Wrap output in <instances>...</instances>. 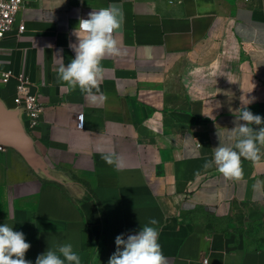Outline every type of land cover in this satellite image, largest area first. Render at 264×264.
I'll use <instances>...</instances> for the list:
<instances>
[{
    "label": "crops",
    "instance_id": "0c3cea01",
    "mask_svg": "<svg viewBox=\"0 0 264 264\" xmlns=\"http://www.w3.org/2000/svg\"><path fill=\"white\" fill-rule=\"evenodd\" d=\"M24 4L0 41V101L16 111L4 72L32 84L44 113L26 132L52 175L0 145V226L24 234L25 259L71 244L81 264H108L118 235L153 226L168 264H264V148L238 178L205 167L235 111L264 118V0ZM110 4L124 12L120 54L101 61L93 99L57 69L75 58L79 18Z\"/></svg>",
    "mask_w": 264,
    "mask_h": 264
},
{
    "label": "clouds",
    "instance_id": "9594fccd",
    "mask_svg": "<svg viewBox=\"0 0 264 264\" xmlns=\"http://www.w3.org/2000/svg\"><path fill=\"white\" fill-rule=\"evenodd\" d=\"M124 22L123 9L117 4L91 11L86 19L79 18L73 30L77 41L69 45L75 52V58L67 65H59L58 79L71 89L79 88L93 99L96 94L102 95L101 61L105 57L120 54L115 34L122 30ZM233 114L236 117L235 127L226 129L224 134L217 133L219 146L213 149V158L206 162L205 167L215 166L224 176L238 178L242 175V157L251 161L261 158L264 127L254 128L253 125L264 124V118L253 114L246 105ZM104 159L113 163L110 156ZM157 223L155 219L149 221V225ZM158 241L159 231L153 226H144L137 234L128 235L127 239L118 235L115 238L116 251L109 258L108 264H168ZM30 247L22 232L14 231L7 224L0 226V264H31V261L25 259V253ZM65 261L68 264H81L71 244L61 245L57 251L48 250L37 257L35 264H65Z\"/></svg>",
    "mask_w": 264,
    "mask_h": 264
},
{
    "label": "built area",
    "instance_id": "2783aa9c",
    "mask_svg": "<svg viewBox=\"0 0 264 264\" xmlns=\"http://www.w3.org/2000/svg\"><path fill=\"white\" fill-rule=\"evenodd\" d=\"M26 0H0V41L3 40L16 26L17 17L24 8ZM19 34L24 33L25 25L17 26ZM12 78L17 80L14 102L20 121L26 131L33 130L40 124V119L44 113V105L40 101L39 95L32 91V84L23 74L15 77L12 72L3 73L2 80L8 84ZM82 120V121H81ZM79 129L85 128V116H78ZM207 263L206 261L204 262Z\"/></svg>",
    "mask_w": 264,
    "mask_h": 264
},
{
    "label": "water",
    "instance_id": "95a60500",
    "mask_svg": "<svg viewBox=\"0 0 264 264\" xmlns=\"http://www.w3.org/2000/svg\"><path fill=\"white\" fill-rule=\"evenodd\" d=\"M31 141L20 121L18 112L9 110L0 101V145L17 152L35 172L44 173L52 178L44 160L35 153Z\"/></svg>",
    "mask_w": 264,
    "mask_h": 264
}]
</instances>
